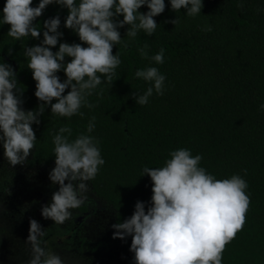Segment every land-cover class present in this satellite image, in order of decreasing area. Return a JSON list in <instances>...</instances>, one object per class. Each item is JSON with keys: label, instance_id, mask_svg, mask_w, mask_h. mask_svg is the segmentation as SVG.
Here are the masks:
<instances>
[{"label": "trees", "instance_id": "1", "mask_svg": "<svg viewBox=\"0 0 264 264\" xmlns=\"http://www.w3.org/2000/svg\"><path fill=\"white\" fill-rule=\"evenodd\" d=\"M39 3L33 0L32 6ZM5 4L6 0H0V20ZM165 5L164 13L154 18L158 27L153 36L140 32L129 40L128 26L118 29L128 47L123 43L113 47L121 64L113 83L98 86L88 97L95 107H82L84 116L71 118L53 116L50 106L46 107L41 123L33 125L37 140L26 164L30 170L55 165L53 136L69 126L70 140H74L86 133L94 116L91 135L99 141L105 164L88 184L91 193L113 210L116 224L132 216L138 201L144 202L146 210L150 205L153 184L149 176H142L143 168L162 167L171 151L187 148L193 156H203L199 166L216 179L240 175L248 184L251 203L246 223L226 245L222 264H264V0H203L196 17H187L186 9L172 11L169 0ZM139 11L148 9L145 6ZM57 15L63 33L60 43H81L77 34L64 27L68 10L56 4L49 5L34 22L41 30L39 39L15 41L7 36L10 26L0 23V63L15 69L25 111L37 110L41 102L35 96L36 82L23 50L42 43L43 22ZM178 16L179 25L168 22ZM208 25L212 31L204 30ZM145 43L150 56L165 49L162 65L141 58L137 49ZM58 50L59 44L52 49ZM148 66L166 76L164 94L154 92L148 104L140 106L133 96L142 95L149 84L136 78L135 72ZM57 75L61 82L66 79L63 71ZM20 181L16 173L0 171V183L14 186ZM131 239H119V245L92 243L93 250L111 251L118 246L134 260Z\"/></svg>", "mask_w": 264, "mask_h": 264}, {"label": "clouds", "instance_id": "2", "mask_svg": "<svg viewBox=\"0 0 264 264\" xmlns=\"http://www.w3.org/2000/svg\"><path fill=\"white\" fill-rule=\"evenodd\" d=\"M169 2L176 13L186 9L187 17L201 14L204 6L203 0ZM52 4L68 10L64 27L77 34L81 43H60L63 33L59 31L61 19L57 15L43 22L42 43L24 48L28 69L36 82L35 96L41 102L34 111L22 107L23 92L17 88L15 69L8 63H0V143L12 167L24 165L32 154L37 140L33 125L41 123L46 107L50 106L51 115L67 118L83 117L82 107H95L88 97L98 86L112 84L121 64L119 52L113 55V47L122 43L124 48L128 47L118 29L127 25L129 40L140 32L151 37L158 27L154 18L166 8L165 0H40L36 7L32 6L33 0H6L0 23L10 26L7 36L15 41L24 37L39 39L41 30L34 22ZM145 6L148 11L140 12ZM168 22L177 26L181 20L178 16ZM204 30L212 31L211 25ZM58 44L59 50L53 52ZM137 51L151 64L164 63V48L150 56L149 45L145 43ZM8 54L12 55L11 47ZM66 57L71 61L66 62ZM60 71L66 75L63 82L57 75ZM135 76L149 84L142 95L134 94L138 105H147L154 92L164 94L166 76L157 67L139 69ZM99 95L103 96L102 88ZM95 119L93 116L86 133L78 134L74 140H70L69 126L61 127L53 136L55 167L49 179L59 188L51 202L42 207V216L56 225L70 220L72 210L88 200V182L95 179L105 164L99 141L91 135ZM169 155L164 166L143 168L142 176H149L153 184L150 205L146 210L144 202L138 201L130 218L112 225L113 239L132 238L130 251L134 264H222L226 245L246 223L251 203L246 194L248 184L240 175L216 179L199 166L203 156H193L187 148L171 151ZM244 173L247 174V169ZM29 224L27 264H64L59 254L44 246L47 232L42 225L35 219Z\"/></svg>", "mask_w": 264, "mask_h": 264}, {"label": "rangeland", "instance_id": "3", "mask_svg": "<svg viewBox=\"0 0 264 264\" xmlns=\"http://www.w3.org/2000/svg\"><path fill=\"white\" fill-rule=\"evenodd\" d=\"M54 167L30 170L26 163L12 167L0 143V171L10 170L21 176V181L14 186L0 183V264H27L30 245L26 241L31 219L46 230L43 237L46 249L59 254L64 264H134L132 255L121 253L118 246L111 251L93 250L92 243L105 241L109 245H119V239H113V210L96 198L90 187L88 200L72 210V218L63 225L43 218L42 207L51 202L53 193L59 188L49 179ZM82 239L87 242L83 243Z\"/></svg>", "mask_w": 264, "mask_h": 264}]
</instances>
